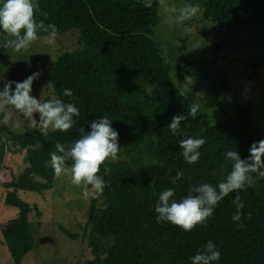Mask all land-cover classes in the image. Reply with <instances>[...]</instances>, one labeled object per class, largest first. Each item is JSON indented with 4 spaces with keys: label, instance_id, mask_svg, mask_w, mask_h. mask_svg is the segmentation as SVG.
Segmentation results:
<instances>
[{
    "label": "trees",
    "instance_id": "trees-1",
    "mask_svg": "<svg viewBox=\"0 0 264 264\" xmlns=\"http://www.w3.org/2000/svg\"><path fill=\"white\" fill-rule=\"evenodd\" d=\"M185 1L201 2L203 20L249 29L241 34L240 29L229 28L228 38H244L252 47L257 38H264V0ZM3 2L0 0V5ZM148 2L38 0L37 21L45 19L40 13L46 12L45 23L55 24L58 32L77 29L75 44L54 61L50 84L53 98L75 104L80 115L74 117L76 125L68 132L50 129L47 136L36 130L14 132L8 125L0 124V174L9 149L8 140L27 153L29 164L17 177L0 181V186L7 190L4 202L16 209L10 222L15 224L19 237L16 241L6 240L13 264H20L31 248L28 214L37 210L36 205L18 195L19 184L27 178L32 189L50 188L53 169L45 165L56 143L68 147L80 138V127L90 132V122L103 115L113 120L112 128L125 142L126 158L105 163V170L101 167L100 175L108 186L99 199H89L83 233L93 257L80 264H191L190 257L203 251L208 241L221 253L220 260L210 264H264V180L254 179L251 187L239 192L244 203V227L231 218L236 211L232 200L237 192L216 206L206 227L197 226L189 233L167 222L157 223L154 207L163 190L173 188L174 198L179 201L190 186H216L231 171V162L225 160L229 150H237L240 159L248 161L251 144L264 139L253 120L257 113L264 122V90L256 97L240 101L229 78L218 72L217 88L228 100L224 118L208 117L200 107L195 119L189 117L181 123L185 136H174L167 125L173 116L187 115L188 105L194 102L182 92L174 77H191L195 75L191 66L208 65L209 61L190 57L184 61L181 52L185 45L181 44L176 47V64L169 62L154 39L161 20L160 4L152 0L153 8L149 9L143 6ZM217 48L212 47L213 54ZM259 75L254 69L248 77L253 81ZM145 84L157 85L153 95L145 93ZM65 89L72 90L74 98L64 96ZM187 137L207 141L199 149L201 156L194 165L184 161L178 145L179 139ZM37 143L40 148L33 150ZM66 163L71 165L72 161ZM178 170L184 175L172 184L171 178ZM34 173L47 182L32 181ZM104 204L108 205L106 209ZM249 213L251 219H247ZM60 229L71 239L80 237L77 231L61 224Z\"/></svg>",
    "mask_w": 264,
    "mask_h": 264
},
{
    "label": "rangeland",
    "instance_id": "rangeland-1",
    "mask_svg": "<svg viewBox=\"0 0 264 264\" xmlns=\"http://www.w3.org/2000/svg\"><path fill=\"white\" fill-rule=\"evenodd\" d=\"M186 3L190 2L163 0V4L159 6L161 20L154 39L161 45L167 60L173 64H176V47L181 44L185 45L181 52L184 61L189 57L197 61H209L208 65L191 66L190 70L195 73L191 77L175 76L174 78L182 92L192 101L198 102L208 117L218 120L224 118V110L228 108L226 94L221 88H217L218 72H222L226 79L229 78L228 81L236 90L237 99L240 101L256 97L264 90V38H257L252 47L244 38L237 41L232 36L226 37L229 28L240 29L241 34H245L249 29L203 20L201 2H196L201 7L200 16L188 22L192 32L190 35H185L183 26L176 22V18L179 8ZM173 6L176 8L175 12L171 10ZM76 36L77 29L70 28L64 32H57L54 45L44 44L43 36H38L40 38L27 52L17 53L12 48L0 49V81L22 82L29 75L39 71L41 75L33 82L31 95L40 99L41 102L55 101L50 84L52 66L57 56L71 48L73 42L75 44ZM0 39L8 40L1 34ZM213 46L218 47L214 54ZM166 52H169L171 59ZM254 69L260 75L252 81L248 76ZM14 87L15 85L13 89ZM34 115L38 121L39 114ZM253 120L256 128L264 135V122L260 120V114L255 113ZM8 128L19 133L32 131L25 118L17 112H12ZM119 145L117 160L126 158L125 142L121 138H119ZM8 147L3 158L1 182L17 177L29 165L26 159L27 153L24 150H18L17 145H12L9 140ZM66 165L70 166L67 163ZM103 169L105 170L104 165ZM31 180L47 182V179L35 173ZM50 181H52L50 188L32 189L26 178L17 188L18 195L22 199L37 207V210L33 209L28 214L31 248L20 260V264H80L83 260L93 257L86 246V238L83 240L89 199L85 200L81 189L71 183L70 175L56 177L53 172ZM6 191L0 186V260L2 264H13L14 260L6 240L16 241L19 236L15 224L10 222L16 215V209L4 202ZM60 224L73 232L77 231L80 234L79 239L66 236L61 231ZM41 238L45 240L40 242Z\"/></svg>",
    "mask_w": 264,
    "mask_h": 264
},
{
    "label": "clouds",
    "instance_id": "clouds-1",
    "mask_svg": "<svg viewBox=\"0 0 264 264\" xmlns=\"http://www.w3.org/2000/svg\"><path fill=\"white\" fill-rule=\"evenodd\" d=\"M141 3V0H138ZM157 4H163V0H156ZM145 8H153L152 0L143 5ZM40 6L38 0H4L0 5V32L14 39H0V49L12 48L15 52H27L32 44L37 41L38 33H44L42 41L46 45H54L57 36V26L53 23H45L48 13L41 12L45 19L36 20L35 15ZM173 12L176 8H171ZM201 13L198 3H186L179 8L176 22L183 26V33L190 35L192 28L188 22L197 18ZM39 71L26 77L22 82L0 81V124L7 126L11 120L12 112L21 114L28 122L32 130L47 136L49 130L68 132L76 125L74 117L80 115L79 109L73 103H65L61 100L41 102L31 95L32 85L39 78ZM13 85H15L13 89ZM157 85L145 84L144 91L148 95L154 94ZM64 96L74 98L72 90L65 89ZM183 96V95H182ZM200 104L192 102L188 105L187 115L181 113L172 117L167 125L174 136L184 137L181 123L189 117L195 119L200 112ZM39 114L37 121L34 114ZM112 122L108 116L92 120L91 131L86 132L84 127L78 129L80 138L71 145L65 147L56 143L55 151L49 153L50 165L54 175H70L71 183L79 187L85 200L99 199L104 189L108 186L99 175L102 165L114 162L118 159L120 151L119 133L112 128ZM202 137L181 138L178 141L181 155L188 165L198 163L202 148L206 143ZM33 150L39 149L40 144L32 146ZM248 161L240 159L237 150H229L225 154L226 162H231V171L225 180L216 186L211 183H201L190 186L187 195L179 201L175 199V190L168 188L163 190L158 197L154 210L157 214V223L167 222L179 227L185 232H192L197 226L206 227L207 221L214 215L216 206L229 194L237 192L232 203L236 211L232 215V221L244 227L242 216L244 215V203L239 192L251 187L255 180H264V139L254 141L249 149ZM71 160L70 166L66 162ZM251 174H255L254 176ZM182 170H178L171 183L183 177ZM103 207L106 209L107 204ZM251 219V213L247 215ZM221 253L212 241H208L203 251L190 257L191 264H210L219 261Z\"/></svg>",
    "mask_w": 264,
    "mask_h": 264
},
{
    "label": "water",
    "instance_id": "water-1",
    "mask_svg": "<svg viewBox=\"0 0 264 264\" xmlns=\"http://www.w3.org/2000/svg\"><path fill=\"white\" fill-rule=\"evenodd\" d=\"M44 240H45L44 238H41V239H40V242H43Z\"/></svg>",
    "mask_w": 264,
    "mask_h": 264
}]
</instances>
